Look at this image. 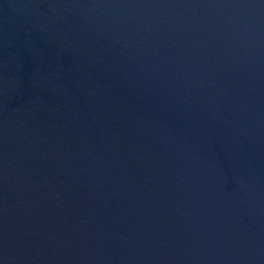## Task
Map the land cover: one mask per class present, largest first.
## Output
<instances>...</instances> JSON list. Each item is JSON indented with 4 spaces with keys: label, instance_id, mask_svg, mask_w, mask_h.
Wrapping results in <instances>:
<instances>
[{
    "label": "water",
    "instance_id": "1",
    "mask_svg": "<svg viewBox=\"0 0 264 264\" xmlns=\"http://www.w3.org/2000/svg\"><path fill=\"white\" fill-rule=\"evenodd\" d=\"M0 264H264V0H0Z\"/></svg>",
    "mask_w": 264,
    "mask_h": 264
}]
</instances>
